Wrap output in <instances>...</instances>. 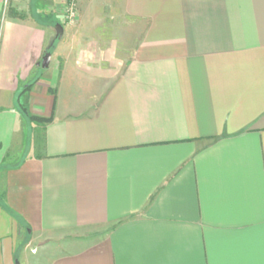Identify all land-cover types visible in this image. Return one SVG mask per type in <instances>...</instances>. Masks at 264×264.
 <instances>
[{"label": "crops", "instance_id": "obj_1", "mask_svg": "<svg viewBox=\"0 0 264 264\" xmlns=\"http://www.w3.org/2000/svg\"><path fill=\"white\" fill-rule=\"evenodd\" d=\"M63 3L0 0V264H264V0Z\"/></svg>", "mask_w": 264, "mask_h": 264}, {"label": "built area", "instance_id": "obj_2", "mask_svg": "<svg viewBox=\"0 0 264 264\" xmlns=\"http://www.w3.org/2000/svg\"><path fill=\"white\" fill-rule=\"evenodd\" d=\"M67 8L65 7V19L74 21L77 15V0H66Z\"/></svg>", "mask_w": 264, "mask_h": 264}, {"label": "water", "instance_id": "obj_3", "mask_svg": "<svg viewBox=\"0 0 264 264\" xmlns=\"http://www.w3.org/2000/svg\"><path fill=\"white\" fill-rule=\"evenodd\" d=\"M56 30H57V35L58 37H62L63 35V26L60 24V23H57L56 24ZM50 58H51V53L50 52H47L44 57H43V60H42V67H48L49 66V62H50ZM17 264H19L18 261H16Z\"/></svg>", "mask_w": 264, "mask_h": 264}, {"label": "trees", "instance_id": "obj_4", "mask_svg": "<svg viewBox=\"0 0 264 264\" xmlns=\"http://www.w3.org/2000/svg\"><path fill=\"white\" fill-rule=\"evenodd\" d=\"M31 120L35 123H43L47 121V119H43V118L36 117V116H31Z\"/></svg>", "mask_w": 264, "mask_h": 264}, {"label": "rangeland", "instance_id": "obj_5", "mask_svg": "<svg viewBox=\"0 0 264 264\" xmlns=\"http://www.w3.org/2000/svg\"><path fill=\"white\" fill-rule=\"evenodd\" d=\"M63 4H64V7H68L67 4H66V0H63ZM62 17H66L64 14L62 15ZM49 18V21H54V23H57V20L55 19V17L51 16V17H48Z\"/></svg>", "mask_w": 264, "mask_h": 264}]
</instances>
